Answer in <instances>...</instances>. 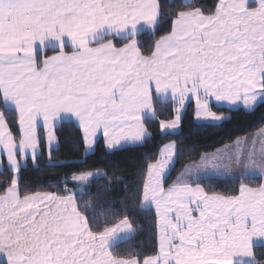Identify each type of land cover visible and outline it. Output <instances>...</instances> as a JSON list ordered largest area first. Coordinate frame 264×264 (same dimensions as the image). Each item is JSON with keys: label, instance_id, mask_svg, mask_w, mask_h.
I'll list each match as a JSON object with an SVG mask.
<instances>
[{"label": "snow or ice", "instance_id": "6c2138e0", "mask_svg": "<svg viewBox=\"0 0 264 264\" xmlns=\"http://www.w3.org/2000/svg\"><path fill=\"white\" fill-rule=\"evenodd\" d=\"M166 14L170 30L145 53L141 36ZM193 101L194 118L212 122L225 118L213 101H264V0H0V167L6 160L11 173L0 191V264H264V128L202 154L171 183L178 148L163 145L136 194L154 212L150 253L114 252L137 225L128 215L101 225L96 197L81 205L85 193L67 187L106 173L72 172L62 193L21 191L23 164L42 146L51 162L58 121L75 118L86 154L98 135L119 150L149 139V121L178 129ZM158 105L175 118L159 119ZM221 177L239 187L202 183Z\"/></svg>", "mask_w": 264, "mask_h": 264}, {"label": "trees", "instance_id": "16d2710c", "mask_svg": "<svg viewBox=\"0 0 264 264\" xmlns=\"http://www.w3.org/2000/svg\"><path fill=\"white\" fill-rule=\"evenodd\" d=\"M180 0H161L164 5H175ZM211 7L216 0H202ZM171 21L166 14L155 33L141 36L142 49L147 50L155 39L170 30ZM119 43V42H117ZM217 114H222L226 120L220 124H197L194 121L193 105L189 104L184 111L179 131L175 134H162L158 120L149 121L147 127L151 136L142 146L125 148L107 153L102 141H99L91 155H85L81 132L72 123H61L55 130L57 146L51 151V162L57 166H50L49 152L42 146L41 155L33 161H26L20 176L21 191H57L65 187L63 181L70 178L72 172L101 171L107 175L103 178L93 179L89 183L85 195L77 197L83 205L96 197L95 215L97 221L103 225L118 221L123 215H128L137 225L134 236L118 244L114 252L126 256L128 249L142 250L150 253L155 243L154 212L141 210L137 200V189L147 171V165L159 157L163 145L175 143L178 148L174 166L170 169L168 183L175 180L177 175L193 160H199L204 153H211L224 145L233 143L237 138L252 134L264 127V101L259 103L252 111L225 110L212 108ZM159 119L172 120L174 113L171 105H158ZM11 173L4 169L0 172V191L6 185L3 181L10 179ZM252 185L258 181H245ZM206 189L217 192H231L238 188L237 182L226 179H212L202 181ZM69 189L75 185L69 183ZM102 230V228H101ZM259 257L260 249H257Z\"/></svg>", "mask_w": 264, "mask_h": 264}, {"label": "crops", "instance_id": "0c3cea01", "mask_svg": "<svg viewBox=\"0 0 264 264\" xmlns=\"http://www.w3.org/2000/svg\"><path fill=\"white\" fill-rule=\"evenodd\" d=\"M261 102H262V101L258 102L257 105H258L259 103H261ZM189 104H192V105H193V111H194V113H195V102L193 101V102H191V103H189ZM189 104L186 105V108H187V106H188ZM257 105H255L254 108H255ZM212 108H216V109H225V110H230V111L243 110V111H246V112H250V111H252V110L254 109V108H253V109H245V108L242 106V104L237 105V106H230V105L225 104V105L221 106V105L216 104L215 101H213V106H212ZM224 117H225V116H224ZM174 118H175V117H173V119H174ZM173 119H172V120H173ZM224 120H226V117H225L222 121H219V122L203 121V120L198 121V120H196V119L194 118V121H195V123H197V124H214V125H216V124H220V123L223 122ZM64 122L72 123L77 129H79V131L81 132V135L83 136L82 130L79 128L78 123L76 122L75 118H72L71 120L58 121L57 124H56V128H57L61 123H64ZM56 128H55V130H56ZM179 128H180V126H179ZM179 128L176 129V130H174V131H170V132L167 133V134H175V133H177V132L179 131ZM263 128H264V127H263ZM261 129H262V128H261ZM160 131H161V129H160ZM258 131H259V130H258ZM258 131L254 132V133H252V134L246 135V136H244V137H241V139H243V138H245V137L251 138V137L255 136V135L257 134ZM161 133H162V134H166V133H164V132H162V131H161ZM99 141H102L103 146H104V148H105V151H106L107 153H112V152L118 151V150H108V149L106 148V145H105V141H104L103 136H102V135H98V137H97V141H96V143H95V145H94L93 150L89 151L87 154L85 153V155H91V154L94 152L95 147H96V145H97V143H98ZM235 141H236V140H235ZM235 141H234V142H235ZM144 142H145V141H144ZM144 142H143V144H144ZM234 142L231 143V144H228V145H229V146H232V145L234 144ZM143 144H142V145H143ZM142 145H141V146H142ZM56 146H57V141L54 142V145H53V148L51 149V151L54 150V149L56 148ZM133 147H139V146H125V147L122 148V149H125V148H133ZM221 148H222V147H221ZM46 149H47V152H49V149H48L47 147H46ZM122 149H119V150H122ZM84 152H85V151H84ZM27 161H28V160H27ZM29 161H32V160L29 159ZM24 165H25V163L23 164V166H24ZM4 169L8 170V168H7V164H6V160L4 161V166H3V167H0V172H2ZM183 170H184V169H183ZM183 170H182V171H183ZM182 171H181V172H182ZM181 172H180V173H181ZM180 173H179V174H180ZM179 174H178V175H179ZM178 175H177V176H178ZM232 175H233V176H236V175H238V172H233ZM175 179H176V178H175ZM218 179H225V178L221 177V178H218ZM215 180H216V179H215ZM226 180H231V179H226ZM232 181H233V180H232ZM257 181H258V180H257ZM259 182H260V181H258V183H259ZM253 186H254V185H253ZM133 236H134V235H133ZM127 240H129V239L123 240V241H121L120 243H122V242H124V241H127ZM120 243H118V244H120Z\"/></svg>", "mask_w": 264, "mask_h": 264}, {"label": "rangeland", "instance_id": "374dc122", "mask_svg": "<svg viewBox=\"0 0 264 264\" xmlns=\"http://www.w3.org/2000/svg\"><path fill=\"white\" fill-rule=\"evenodd\" d=\"M98 172H100V173H103V172H101V171H98ZM95 173V172H94ZM94 179H98V178H94ZM93 180V179H92ZM91 180V181H92ZM90 181V182H91ZM75 185V184H74ZM88 187H89V184L87 185V186H84V185H75V189L77 190V192H80V191H83V192H85L87 189H88Z\"/></svg>", "mask_w": 264, "mask_h": 264}]
</instances>
